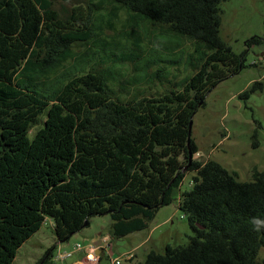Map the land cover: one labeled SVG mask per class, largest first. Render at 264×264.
<instances>
[{
	"label": "trees",
	"instance_id": "1",
	"mask_svg": "<svg viewBox=\"0 0 264 264\" xmlns=\"http://www.w3.org/2000/svg\"><path fill=\"white\" fill-rule=\"evenodd\" d=\"M73 1L0 0V264H12L47 220L57 243L93 217H109L111 238L144 230L187 172L192 188L179 194L177 208L194 236L162 254L149 252L143 264H258L264 227L251 221H264V176L239 182L213 161L188 164L197 152L189 122L204 96L244 68V54L219 35L226 0H88L86 11L74 7L66 19L53 9ZM105 5L108 20L123 9L126 24L163 28L156 56L139 63L141 81L166 77V66L178 63L172 54L180 40L194 44L184 59L194 72L182 90L116 93L110 80L124 53L115 44V61L87 62L109 44L92 25ZM77 43L92 49L78 56ZM260 43L252 37L246 46ZM248 92H264V75L241 97Z\"/></svg>",
	"mask_w": 264,
	"mask_h": 264
},
{
	"label": "rangeland",
	"instance_id": "2",
	"mask_svg": "<svg viewBox=\"0 0 264 264\" xmlns=\"http://www.w3.org/2000/svg\"><path fill=\"white\" fill-rule=\"evenodd\" d=\"M88 2H58L53 5V9L60 18L66 19L74 7L80 6L86 11ZM220 10L219 35L234 53L244 54V68L220 82L204 96V105L196 110L191 119L190 139L197 150L191 159L199 163L213 161L237 181L248 182L252 181L255 173L264 176V92H248L247 96L241 97L245 91H249L253 82L261 80L264 75V60L259 57L258 50L246 46V42L252 37L264 39V0H226L221 3ZM109 12L110 5H105L102 11L98 10L92 16V25L96 29L100 27L101 39L109 44L106 47H96L88 56L87 62L92 65L96 57H106V63L115 61L114 44L118 50H123V60L114 69L118 76L110 80L112 89L121 95H124L123 87H126L125 92L129 94L136 90L140 94L145 89L144 95L149 96L164 94L168 88L182 90L184 81L194 72L193 67L184 63L185 55L193 52L194 44L186 39L180 40L177 50L172 54V58L178 63L168 66L163 64L166 66V77L151 82L141 81L137 78L139 63L149 62L156 56V51L163 45L160 36L163 28L143 22L126 24L123 9L117 10L115 18L108 20ZM136 38L139 48L132 46ZM91 49L84 43H77L73 48L78 56L86 52L88 54ZM180 51L184 54H180ZM128 56L133 58L129 60ZM103 68L106 69V66ZM155 69L152 66L150 71ZM43 122L44 119L41 125L31 129L30 137L42 127ZM192 177L191 172L185 174L179 188L174 191L173 201L160 208L144 230L122 238H111L109 217H93L89 220L88 227L74 234L67 242L57 243L52 222L47 220L20 247L12 264H89L86 262V253H74L63 262L56 261L54 257L58 248L70 251L77 243L86 246L92 239L102 236L109 239L108 247L105 252L103 250L96 255L101 256V261L97 264H111L115 259L120 264H143L151 251L162 254L167 245L183 246L194 234L184 214L177 208V199L179 194L191 190ZM128 252H132L134 256L130 263L125 259ZM257 261L258 264H264V250L259 251Z\"/></svg>",
	"mask_w": 264,
	"mask_h": 264
},
{
	"label": "built area",
	"instance_id": "3",
	"mask_svg": "<svg viewBox=\"0 0 264 264\" xmlns=\"http://www.w3.org/2000/svg\"><path fill=\"white\" fill-rule=\"evenodd\" d=\"M108 241L109 239L104 236L101 238V244L99 246H94L92 243L84 246L80 244H75L73 250L70 251H61L59 248L57 249V252L55 254L54 259L56 261L63 262L66 259L70 258L74 253L80 252V253H86V262L89 264H97L99 261V256H96L95 252L98 251H106L108 247ZM134 256L132 255V252H128L125 254V259L127 261L132 260ZM111 264H120V261L115 259L111 261Z\"/></svg>",
	"mask_w": 264,
	"mask_h": 264
},
{
	"label": "clouds",
	"instance_id": "4",
	"mask_svg": "<svg viewBox=\"0 0 264 264\" xmlns=\"http://www.w3.org/2000/svg\"><path fill=\"white\" fill-rule=\"evenodd\" d=\"M251 223L253 226L259 230V228L264 227V221L260 220L259 218L253 217Z\"/></svg>",
	"mask_w": 264,
	"mask_h": 264
},
{
	"label": "flooded vegetation",
	"instance_id": "5",
	"mask_svg": "<svg viewBox=\"0 0 264 264\" xmlns=\"http://www.w3.org/2000/svg\"><path fill=\"white\" fill-rule=\"evenodd\" d=\"M260 44L255 46V48L258 50L259 57H264V39H260Z\"/></svg>",
	"mask_w": 264,
	"mask_h": 264
},
{
	"label": "crops",
	"instance_id": "6",
	"mask_svg": "<svg viewBox=\"0 0 264 264\" xmlns=\"http://www.w3.org/2000/svg\"><path fill=\"white\" fill-rule=\"evenodd\" d=\"M102 237H104V236H102ZM102 237L92 239V240H91V243L94 244V245L99 246V245L101 244V238H102ZM104 252H105V251H104ZM98 253H101V251H98V250H97V251L95 252L96 255H97ZM128 262L130 263V261H128ZM130 264H131V263H130Z\"/></svg>",
	"mask_w": 264,
	"mask_h": 264
},
{
	"label": "water",
	"instance_id": "7",
	"mask_svg": "<svg viewBox=\"0 0 264 264\" xmlns=\"http://www.w3.org/2000/svg\"><path fill=\"white\" fill-rule=\"evenodd\" d=\"M262 59L264 60V57H262ZM191 125H192V121H190L189 122V127H188V131H189V136H190V132H191ZM190 139V137L188 138V140ZM192 155L191 154H189V159H188V161H189V163L188 164H190L191 163V161H192Z\"/></svg>",
	"mask_w": 264,
	"mask_h": 264
}]
</instances>
